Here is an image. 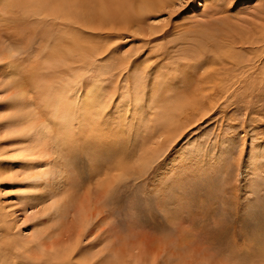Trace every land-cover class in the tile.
Instances as JSON below:
<instances>
[{"label":"rangeland","instance_id":"obj_1","mask_svg":"<svg viewBox=\"0 0 264 264\" xmlns=\"http://www.w3.org/2000/svg\"><path fill=\"white\" fill-rule=\"evenodd\" d=\"M7 3L16 16L0 11L2 50L8 52L6 35L16 25L24 31L34 21L28 30L35 34L19 41L10 57L18 63L16 71L0 61V83L20 70L9 78L18 89L25 86L35 103L41 96L36 89L44 83L77 84L85 94L100 85L104 111H95L90 129L75 124L77 139L67 143L78 149L57 158L69 162L67 179L62 178L67 182L63 215L46 211L54 197L46 199L44 191L32 197L36 179L27 178L32 169L14 160L17 140H1L7 133L0 129V151L9 149L0 163L14 162L0 174V219L10 229L7 236L34 240L40 234L45 247L79 241L74 255L67 252L68 264H264L251 254L250 240L264 233V0H171L146 22L134 24L132 13H125L129 0ZM63 9L69 14L61 15ZM115 13L126 16L129 25L109 29ZM81 15L98 16L93 24L105 31L72 21ZM74 33L84 37L83 54L66 47L73 45ZM60 52L67 53L69 65L45 64ZM225 55L228 61L221 59ZM213 68L226 81L205 83L203 75ZM2 83L0 120L13 110L1 103L13 91ZM121 157L129 160L101 171ZM130 204L139 220L120 227L118 218L129 215ZM157 205L169 213L158 214ZM79 207L89 214L81 239L76 238ZM221 220L224 228L210 237L207 223Z\"/></svg>","mask_w":264,"mask_h":264},{"label":"bare ground","instance_id":"obj_2","mask_svg":"<svg viewBox=\"0 0 264 264\" xmlns=\"http://www.w3.org/2000/svg\"><path fill=\"white\" fill-rule=\"evenodd\" d=\"M169 1L171 0H129L130 9L128 11H125V13H129V12L132 13V20H131L132 24L137 23V22H142V21L146 22L145 18L147 16L152 15V13L165 7L167 3H169ZM7 5H8L7 0H0V11L3 10L4 13H7L9 15L12 14L15 17L16 16L15 12L9 11L8 9H11V8L10 7L7 8ZM15 5L16 7L26 12H30V9L26 8L25 4L22 2H17L15 3ZM30 6L33 7V5H30ZM36 9L37 7L34 6L33 11H36ZM48 13L52 14L53 12L48 11ZM60 14L63 16H66L69 14V11L63 9L60 11ZM43 17L48 18L49 16H43ZM97 19H98V16L96 15H81V16H77L72 21H77V20L81 21L88 29L91 28L93 30L99 29V30L105 31L104 28H101L100 26L93 24V21ZM112 19L114 23L111 25V27H109V29H112V28L117 29V27H120L119 29L121 30V27H125L129 25L128 18L126 16H121L118 13L113 14ZM6 20L10 21V17L7 18ZM8 23L6 24L8 25ZM32 24H34V21H31V22L29 21V24L25 26L24 31H22L19 28L21 27L20 25H16L11 28L10 35L12 33V37L8 34L6 35L7 39H9L10 41L8 44L9 46H5L8 52H4L2 50L4 45H0L1 46L0 61H3L4 59L5 60L4 63L6 64L5 66H8V67L10 66L11 68H13L14 65L18 64L15 62L16 59H12L11 61H9L10 57L13 56V54L15 53V50L17 51L19 45H21L19 41L24 40L25 42H28V39L30 38V36L32 34H35L34 31L28 30V27L29 26L31 27ZM24 35L28 36V38L25 37ZM1 36L3 35L0 34V37ZM83 38L84 37L81 35H78L75 33L72 34L73 45L66 46V47L68 48L73 47L78 53L83 54L84 53ZM2 40L3 38L0 40L1 44H3ZM229 43H230L229 45H231L234 42L230 41ZM231 47L232 46H230V48ZM218 49L220 50L221 48L218 47ZM230 54H228V58ZM66 56H67L66 52H60L58 54H53L47 57V59L45 60V64L49 65L50 67L51 66L57 67L63 63L64 65L65 64L69 65L68 61L66 60ZM228 58L226 57V55L225 57L224 56L221 57V59L224 61ZM229 59H231V57ZM221 63L223 64V62ZM15 68H13V72L17 70V69L15 70ZM214 68L212 70L206 71V73L203 75V78H205V83L211 82V80H214V79H217V80L219 79L220 82L226 81L225 80L226 77L221 74L220 69H214ZM19 72L21 71L18 70L15 73L11 72L12 74L8 73L7 74L8 81H6L5 84L1 82L2 86L4 85L3 87L6 88L5 91L13 89L10 95L4 98V102L1 101V103L3 104L5 103L6 105H9V106L11 105V107L13 108L11 113H9L8 116L5 117V119L0 120V129L4 128V130H6V133H7L6 137L1 140H7L6 141L7 143L8 142L15 143L17 140V142L13 144V148L15 149V151H18L19 155L14 156L15 158L14 160H17L18 163L24 166L26 169L27 168L32 169V171L30 172L27 178H29L30 180L33 178L36 179L33 182V186L35 187V189H32V192H31L32 195L34 196L32 195L31 196L32 197L36 196V198L39 196H43L42 191H44L45 194H47L46 199H50V198L52 199L54 197L53 203L50 204V206L47 208L46 211L51 213L52 215H57V213L61 214V211H62L61 215H63V213L64 212L66 213L67 211V203L64 197V192L66 191L65 185H67L66 184L67 182L66 181L63 182L62 178L66 177L65 179H67L65 172L68 171L69 162L67 163V161L63 160V156H61L62 157L61 161H57V158L60 157V155L66 154L69 149L71 148L75 149L74 145L72 146L70 143L69 144L67 143L70 140L74 141L77 139V137L75 138V135H74L75 124L76 126L78 125V129L83 128L84 130L90 129L91 126L95 125V122H96L95 111L99 112L100 114L104 112L101 109L102 104L100 103V100H99L100 97L98 96V95L102 96L101 94H103V92H101V89L99 88L100 85H97L98 86L97 87L96 84H94L92 86L93 88H91L88 91V93L85 94L86 89L83 88L82 86H79V85L77 86V84L74 85L72 83V85L71 84L60 85L61 82L59 81V85L57 86H54V85L47 86L48 84L44 83L41 86H39V88L36 89L41 96H40V100L38 101V103H35L34 101H29L28 91L25 88V86L19 85L20 88L18 89L17 86H15L14 79L12 78L10 80L9 76L13 77V75H16L17 73L19 74ZM36 76L37 75L33 74V78H35ZM52 78L54 77L52 76ZM45 80H48V79H45ZM220 84H222V82ZM204 85H207V84H203V87ZM215 89L213 91H215ZM211 93L212 92H210V94ZM40 107L42 111H40L41 110ZM92 128L95 129V127H92ZM78 132L79 130L77 131V133ZM87 134L89 135V133ZM82 136H83V133H82ZM65 144L66 146L68 145L69 147L68 146L65 147ZM77 149H75V151ZM8 150L6 149L4 150V152L0 151L1 152L0 155L9 152ZM69 152L71 153V151ZM8 161L4 162V159L1 160V163H0V174L1 175H2V172L9 171V169L11 170V166L13 165L14 162L13 161L8 162ZM7 163H9L10 165H8ZM35 168H37L38 171H35ZM73 178L74 177H72V179ZM54 185L55 187H53ZM69 188L71 187L69 186ZM70 190H72V188ZM35 193H39V194L36 195ZM83 209L84 208H80V207L78 208L79 210L78 211L79 213L78 214V220H79L78 226L80 227V229L78 230V233L76 232L77 239H81L83 237L84 235L83 233L87 228L86 224L89 222V214L85 212ZM9 230L10 229L7 228V226L5 227L3 221L0 219V236L3 234V232H7L5 233V235H3L4 236L3 242L0 243L1 263H5V264H49L48 263L49 259H53V258L62 259L63 257L66 256V259H64L62 262L60 263L57 262L55 264H68L69 257H67V252L69 251L70 253L68 256H71V255H74L79 249V248H73L75 246H78L79 241L74 242L73 245L68 244V245L60 246L59 244L57 245L58 247L57 246L45 247L41 242L42 237L40 234L37 237H35L36 239H34L37 244L35 246L32 243L34 240L33 239L31 240L30 238L11 239L9 236H7V234H9ZM52 252H55V253H52ZM60 252H64V254H60ZM79 252H82V250ZM4 257L7 258L6 262H5ZM74 262L75 261L72 260L73 264ZM79 262H82V261H79ZM76 264H80V263L77 262Z\"/></svg>","mask_w":264,"mask_h":264},{"label":"snow or ice","instance_id":"obj_3","mask_svg":"<svg viewBox=\"0 0 264 264\" xmlns=\"http://www.w3.org/2000/svg\"><path fill=\"white\" fill-rule=\"evenodd\" d=\"M181 11H183V10H181ZM126 160H129V159H127L125 157H121L119 160L115 161L114 163H111V164L107 165L101 171H103L105 169H108V168H110L112 166H115V165H117L119 163H122V162H124ZM73 180H75V179H73ZM119 194H120V190L118 191V193L116 194V196L119 195ZM143 207L146 208V209L151 210L150 207H149V204L147 202L144 203ZM127 211H128V214H129L128 216H124V217L118 218V226L125 227V226H127V224L129 222H132L134 220L135 221H138L139 220V217L137 216L138 209L136 208L135 205L130 204L129 207H128V209H127ZM156 211H157L158 214H161L162 212L169 213V211H168V209L166 207L160 206V205H157ZM109 215L115 216V213H112L111 212V213H109ZM225 223H226V220H221L220 223H218V224L217 223H214L213 221H209L207 223V229H206L207 234L210 237L215 238L217 236V234L224 228ZM250 240L252 241V243L254 245L251 254L252 255H259V256L262 257V259H264V233H257L252 238H250ZM244 255L247 256V255H249V253H244Z\"/></svg>","mask_w":264,"mask_h":264}]
</instances>
